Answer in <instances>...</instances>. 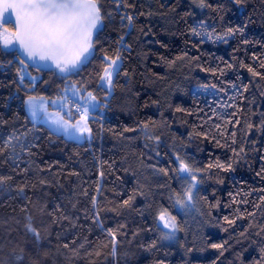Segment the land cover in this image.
Wrapping results in <instances>:
<instances>
[{
    "label": "trees",
    "instance_id": "1",
    "mask_svg": "<svg viewBox=\"0 0 264 264\" xmlns=\"http://www.w3.org/2000/svg\"><path fill=\"white\" fill-rule=\"evenodd\" d=\"M100 6L79 70L23 62L37 75L30 87L17 48L0 45V148L11 139L0 155L11 177L0 188V264H264V0ZM118 50L120 74L85 141L29 120L26 95L103 94V58ZM177 156L197 181L184 209L175 201L192 180L177 178ZM163 209L176 218L173 240L161 238Z\"/></svg>",
    "mask_w": 264,
    "mask_h": 264
},
{
    "label": "snow or ice",
    "instance_id": "2",
    "mask_svg": "<svg viewBox=\"0 0 264 264\" xmlns=\"http://www.w3.org/2000/svg\"><path fill=\"white\" fill-rule=\"evenodd\" d=\"M235 2L240 3L241 0H235ZM200 6H204V0H200ZM9 8L16 12V21L14 24L16 31L13 34L14 39L9 40L6 37L4 38L3 47L5 49H14L18 45V52L27 56L29 60H50L62 73L71 69H78L81 64L88 60V57L91 55V50L94 47V32L99 29L104 20L100 0H13V2H6L3 5V10H0V26L12 22L10 19L11 14L8 17L4 15V10ZM125 18L129 24L132 23V16L121 17L122 20ZM5 32H7V29H5ZM193 32L195 33V29H193ZM232 32L233 30L229 29L228 34L231 35ZM220 39L223 38L220 37ZM122 40L123 37H121ZM103 59L106 62V67L100 76V80L103 84L107 85L108 92L110 93L114 86V77L119 76L121 71L122 65L119 50L115 58L110 60L108 56H104ZM23 62L22 60L21 63ZM248 71L253 75H257L251 67L248 68ZM73 95H81L83 104L78 103L76 105V111L80 112L82 106L84 110L83 114L77 124H68L67 121H64L60 127L65 133L68 132V128H75L81 134L84 132L90 134L91 130L88 128L87 123H83L82 127L80 124L88 119L90 112L100 107L96 103L97 98L89 92L85 99L79 93L78 89ZM33 99V97H29V101ZM26 103L28 102L26 101ZM28 106L33 119H35L40 111V107L31 103ZM143 127L147 129L148 125L144 124ZM125 131H134V129H125ZM149 138L151 139V137ZM17 139L19 138L17 137ZM156 139L159 140V137H156ZM10 144L11 139L4 143V146L0 148V155L4 154V150ZM34 146V144H29L27 146L22 145L21 147L22 151H28L30 147ZM9 158L11 159L12 157ZM176 159L179 161L177 178L183 181L187 180L188 176H191L192 180V183L182 193L184 198H180V195H177L175 201L176 205L184 209L192 202L193 189L197 181L196 176L192 174L191 167L179 156ZM218 166L223 167V165ZM160 171L165 175L168 174L164 169H160ZM6 180H11V177L0 176V188H2ZM41 183H44V181H41ZM24 187V185H21L18 188V193H23ZM124 203L127 205L129 201L126 200ZM93 205L95 206V198H93ZM158 219L163 222V227L168 229L167 232L162 233L161 238L165 240L174 238L175 232L179 230L176 225V218L171 216L167 209H163L160 211ZM25 227L29 232L34 234L37 240L40 239L39 231L31 223L26 224ZM108 234L113 235L111 230H109ZM113 243H115L114 235ZM152 246L154 247L155 245L153 244ZM211 247L220 248L221 245L212 244ZM261 259H264V256Z\"/></svg>",
    "mask_w": 264,
    "mask_h": 264
},
{
    "label": "rangeland",
    "instance_id": "3",
    "mask_svg": "<svg viewBox=\"0 0 264 264\" xmlns=\"http://www.w3.org/2000/svg\"><path fill=\"white\" fill-rule=\"evenodd\" d=\"M5 29H7V32H5ZM0 34H2L0 35V45L2 46L3 49H5L3 47L4 38L6 37L9 40L14 39V35H13L14 31L8 26L4 25L0 27ZM19 57L20 56L16 54V58L20 59ZM18 79L21 83H24L25 81H29L30 82L29 86L32 87L37 80V75L34 74L30 69H28L24 65V63H21ZM103 87L105 92L100 95H95L97 98L96 100L97 104L105 102V98H108L112 92V90L110 93L108 92L107 85L103 84ZM76 90H77L76 88L71 87L65 90L60 95L49 96V97L44 95H31V94L26 95L24 98L23 105L29 120L34 123H42L49 130L61 134L67 139H71L75 141H85L88 137V132H84L83 134H81L80 132L76 131L75 128H68V132L65 133L63 129L60 127V125L64 121H67L68 124H77V122L80 121V117L84 111L83 107H82V112L80 114L79 113L76 114L74 112V105L78 103L83 104V100H81V95H73V93L76 92ZM29 97H33L34 99L32 101H29ZM83 97L85 99L87 98L86 95H84ZM26 101L28 103H26ZM29 103L35 104L40 107V111L38 112V115L35 119H33L29 111V106H28ZM90 116H91V112L88 114V117ZM86 122L87 120L85 122H82L80 126L82 127L83 123ZM141 134L143 137L148 136L147 129L142 128ZM158 221L161 224L162 233L167 232L168 229H165L163 227V222L160 221L159 219ZM171 240H173V238Z\"/></svg>",
    "mask_w": 264,
    "mask_h": 264
},
{
    "label": "water",
    "instance_id": "4",
    "mask_svg": "<svg viewBox=\"0 0 264 264\" xmlns=\"http://www.w3.org/2000/svg\"><path fill=\"white\" fill-rule=\"evenodd\" d=\"M6 2H13V0H0V10H3V5L6 3ZM10 15V19H11V23H5L3 24L2 26L4 25H11L13 27V30H14V33L16 31L15 27H14V24H15V21H16V12L13 10V9H7V10H4V15L5 17H8ZM1 27V26H0ZM17 50H18V45H17ZM18 56H20L19 58L21 60L24 61V63H26L28 66L34 68V69H37V70H40V71H50V70H54L56 69L57 67L55 66V64L52 62V61H40L38 59L36 60H29L27 58V56L23 55L22 53H19L18 52ZM82 67V64L79 66L78 69H71V70H79L81 69Z\"/></svg>",
    "mask_w": 264,
    "mask_h": 264
},
{
    "label": "built area",
    "instance_id": "5",
    "mask_svg": "<svg viewBox=\"0 0 264 264\" xmlns=\"http://www.w3.org/2000/svg\"><path fill=\"white\" fill-rule=\"evenodd\" d=\"M82 104V103H81ZM82 107V106H81ZM74 110L76 111V106L74 107ZM77 112V111H76ZM80 112H81V110H80ZM80 112H77V113H80Z\"/></svg>",
    "mask_w": 264,
    "mask_h": 264
}]
</instances>
